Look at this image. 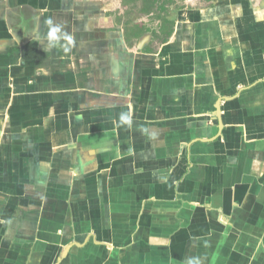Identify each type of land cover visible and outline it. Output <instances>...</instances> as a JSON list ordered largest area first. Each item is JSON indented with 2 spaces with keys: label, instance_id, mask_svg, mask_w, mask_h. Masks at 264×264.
Listing matches in <instances>:
<instances>
[{
  "label": "crops",
  "instance_id": "obj_1",
  "mask_svg": "<svg viewBox=\"0 0 264 264\" xmlns=\"http://www.w3.org/2000/svg\"><path fill=\"white\" fill-rule=\"evenodd\" d=\"M120 6L0 0V264H264V0Z\"/></svg>",
  "mask_w": 264,
  "mask_h": 264
},
{
  "label": "trees",
  "instance_id": "obj_2",
  "mask_svg": "<svg viewBox=\"0 0 264 264\" xmlns=\"http://www.w3.org/2000/svg\"><path fill=\"white\" fill-rule=\"evenodd\" d=\"M158 0H147V5L142 8L141 14L139 16L138 21H141V19L149 18V20L152 19H159L160 25L155 26L153 30H150L148 27H153L151 24L140 22L139 24H135V26L126 28V37L129 39V33L130 32L132 37H142L143 35H147L151 33V36L153 40L156 39L160 44H163L167 41V39L170 37V33L172 31L173 24L169 20L166 19L167 16H164L167 13V9L164 7H156V3Z\"/></svg>",
  "mask_w": 264,
  "mask_h": 264
},
{
  "label": "rangeland",
  "instance_id": "obj_3",
  "mask_svg": "<svg viewBox=\"0 0 264 264\" xmlns=\"http://www.w3.org/2000/svg\"><path fill=\"white\" fill-rule=\"evenodd\" d=\"M118 4H120V11L118 12V18L122 22L124 29L135 26V24H139L141 21H138L139 16L141 14L142 8H144L147 4V0H116ZM184 4V0H158L156 3L157 7H164L165 9L170 8L171 10H167V13L164 16H167L166 19L172 22L174 20L173 10L177 7H182ZM148 24V23H147ZM152 25L153 27H148L150 30H153L156 25ZM148 35H151L149 33ZM131 38H137L132 37ZM138 39V38H137Z\"/></svg>",
  "mask_w": 264,
  "mask_h": 264
},
{
  "label": "clouds",
  "instance_id": "obj_4",
  "mask_svg": "<svg viewBox=\"0 0 264 264\" xmlns=\"http://www.w3.org/2000/svg\"><path fill=\"white\" fill-rule=\"evenodd\" d=\"M53 31H56V29H54Z\"/></svg>",
  "mask_w": 264,
  "mask_h": 264
}]
</instances>
